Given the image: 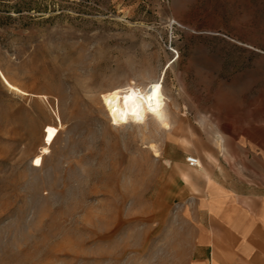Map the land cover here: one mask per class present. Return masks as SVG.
I'll use <instances>...</instances> for the list:
<instances>
[{
  "label": "rangeland",
  "instance_id": "1",
  "mask_svg": "<svg viewBox=\"0 0 264 264\" xmlns=\"http://www.w3.org/2000/svg\"><path fill=\"white\" fill-rule=\"evenodd\" d=\"M0 68L28 92L0 78V264H189L188 157L238 164L264 128V0H0ZM164 71L171 137L113 123L101 93Z\"/></svg>",
  "mask_w": 264,
  "mask_h": 264
},
{
  "label": "crops",
  "instance_id": "2",
  "mask_svg": "<svg viewBox=\"0 0 264 264\" xmlns=\"http://www.w3.org/2000/svg\"><path fill=\"white\" fill-rule=\"evenodd\" d=\"M243 162H219L203 177L193 212L189 264H264V128Z\"/></svg>",
  "mask_w": 264,
  "mask_h": 264
},
{
  "label": "bare ground",
  "instance_id": "3",
  "mask_svg": "<svg viewBox=\"0 0 264 264\" xmlns=\"http://www.w3.org/2000/svg\"><path fill=\"white\" fill-rule=\"evenodd\" d=\"M164 75L165 71L163 75L161 74L160 78L152 79L145 85L131 79L123 86H116L104 90L101 93L102 100L107 106L113 123L118 125L127 122L142 124L145 122L146 118L150 116L153 119L154 128H156V130L160 129L165 139L170 138L173 131V121L171 112L167 110V101L163 85ZM0 78L10 89L28 94L27 91L12 83L1 68ZM40 96L47 97L46 95ZM55 115L58 123L49 122L45 125L43 135L44 145L40 153L34 157V165H42L44 155L50 152V147L55 142L60 128L62 127L59 114L55 113ZM218 143L222 146L221 138L218 139ZM149 147L154 152L155 156H161L160 148L157 143L151 142ZM211 158L210 156V159ZM195 169L202 173L208 184L212 181L209 171H202L203 163L201 158H198V165L195 166ZM182 175L185 179L190 177L188 172H183Z\"/></svg>",
  "mask_w": 264,
  "mask_h": 264
},
{
  "label": "built area",
  "instance_id": "4",
  "mask_svg": "<svg viewBox=\"0 0 264 264\" xmlns=\"http://www.w3.org/2000/svg\"><path fill=\"white\" fill-rule=\"evenodd\" d=\"M190 166H197L198 165V157L196 156H189L187 159Z\"/></svg>",
  "mask_w": 264,
  "mask_h": 264
}]
</instances>
